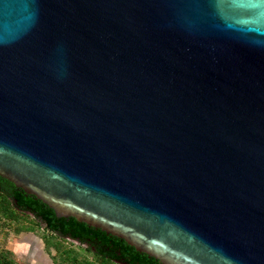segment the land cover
I'll return each instance as SVG.
<instances>
[{
	"label": "water",
	"instance_id": "water-1",
	"mask_svg": "<svg viewBox=\"0 0 264 264\" xmlns=\"http://www.w3.org/2000/svg\"><path fill=\"white\" fill-rule=\"evenodd\" d=\"M0 176L162 264H264V0H0Z\"/></svg>",
	"mask_w": 264,
	"mask_h": 264
},
{
	"label": "trees",
	"instance_id": "trees-1",
	"mask_svg": "<svg viewBox=\"0 0 264 264\" xmlns=\"http://www.w3.org/2000/svg\"><path fill=\"white\" fill-rule=\"evenodd\" d=\"M29 220L40 227L45 224L42 235L54 264H162L101 228L72 216L58 217L54 209L35 195L0 176V264H30L18 261L7 247L13 234L17 236L31 229L25 227Z\"/></svg>",
	"mask_w": 264,
	"mask_h": 264
},
{
	"label": "rangeland",
	"instance_id": "rangeland-1",
	"mask_svg": "<svg viewBox=\"0 0 264 264\" xmlns=\"http://www.w3.org/2000/svg\"><path fill=\"white\" fill-rule=\"evenodd\" d=\"M44 226L43 223L42 227ZM25 227L31 229L22 231L17 236L13 234L14 237L8 240L7 247L12 250L14 257L30 264H54L52 254L46 251L42 227L30 220L26 221Z\"/></svg>",
	"mask_w": 264,
	"mask_h": 264
}]
</instances>
